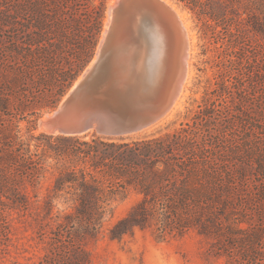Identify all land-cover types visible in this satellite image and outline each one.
<instances>
[{
	"label": "trees",
	"instance_id": "obj_1",
	"mask_svg": "<svg viewBox=\"0 0 264 264\" xmlns=\"http://www.w3.org/2000/svg\"><path fill=\"white\" fill-rule=\"evenodd\" d=\"M177 1L213 34L223 32L232 47L240 37V5L244 12L255 3L264 6V0ZM90 3L14 0L1 12L0 257L12 242L10 212L28 208L22 188L43 171L42 159L18 138L15 121L35 122L53 109L92 57L103 4ZM245 26L248 36L264 33L249 20ZM246 114L224 97L202 108L191 124L158 136H37L53 160L52 199L63 196L71 206L62 220L38 226L43 252L33 264H89L85 240L99 233L113 196L128 189L140 199L109 228L110 239L136 229L160 239L194 230L210 240L209 254L227 264H264V124L249 129L253 137L241 138L236 119ZM52 199L43 205L49 219Z\"/></svg>",
	"mask_w": 264,
	"mask_h": 264
},
{
	"label": "rangeland",
	"instance_id": "obj_2",
	"mask_svg": "<svg viewBox=\"0 0 264 264\" xmlns=\"http://www.w3.org/2000/svg\"><path fill=\"white\" fill-rule=\"evenodd\" d=\"M12 1L14 0H0V16ZM110 1L91 0V6L103 4L101 8L103 18L88 63L95 57L103 36ZM166 1L178 12L189 33L190 47L187 51L186 74L169 111L155 124L125 136L140 137L153 134L158 136L165 132H174L184 124H191L197 120L198 112L208 105H213L214 99L226 97L231 104L237 105L239 110L247 113L241 121L236 119L235 132L243 139L253 137L255 132L249 129L258 125V122L264 124V33L251 31L248 36L245 24L249 20L256 28L264 26V6L255 3L251 11L244 12L243 5H240L237 33L241 38L237 37L236 45L232 47L223 32L213 34L183 3L177 0ZM248 12L251 13L249 19ZM32 23L33 20L31 25ZM31 31L38 29L36 26H30ZM29 50L28 58L32 59L35 56L34 46L32 45ZM49 111L41 112L35 122L31 121L34 117L15 121L18 126V138L32 153L42 159L43 171L32 184L25 182L22 188L29 199L28 208L25 211L10 212L13 225L12 242L8 252L0 257V264L35 263L43 252V245L38 243L36 238L38 226L44 223L53 225L57 220H62L64 214L70 210L71 202L65 200L63 196L52 199L51 188L55 176L53 160L48 156V152H44L43 147L38 146L46 140L36 139L40 134L49 135L37 125L39 119ZM91 134L93 133L88 132L83 135ZM48 198L53 200L52 219L45 217L43 211L44 201ZM139 199L140 195L132 189L118 192L113 196L110 202L111 213L104 219L99 233L96 237L85 240L83 244L89 253V264H227L225 257L209 254L210 240L194 230L180 236L160 239L150 230L136 229L121 240L110 239L109 228L124 217Z\"/></svg>",
	"mask_w": 264,
	"mask_h": 264
},
{
	"label": "water",
	"instance_id": "obj_3",
	"mask_svg": "<svg viewBox=\"0 0 264 264\" xmlns=\"http://www.w3.org/2000/svg\"><path fill=\"white\" fill-rule=\"evenodd\" d=\"M173 24L179 30L178 44ZM165 42L179 51L181 74L169 95L157 102L153 94ZM97 50L98 56L80 73L81 78L39 119L37 125L44 133L125 136L144 130L167 113L186 69L185 32L175 14L158 0H116L110 29ZM129 54L132 61L126 63Z\"/></svg>",
	"mask_w": 264,
	"mask_h": 264
},
{
	"label": "bare ground",
	"instance_id": "obj_4",
	"mask_svg": "<svg viewBox=\"0 0 264 264\" xmlns=\"http://www.w3.org/2000/svg\"><path fill=\"white\" fill-rule=\"evenodd\" d=\"M158 1L160 2V4H162L168 10V12L175 14L177 16L179 22L181 23V28L185 32L186 54H187L188 48L190 47L189 46L190 41H189V36H188L189 33L187 31V28H186L187 26L183 24L180 15L173 8V6H171L166 0H158ZM115 2H116V0H111L109 3V6H108L109 8L107 10V19L105 21V27H104V32L102 34L103 36L101 38V41H104L105 35L108 32V30L110 29L111 7ZM174 26L175 27H173V28H175V30H176L177 27H176V25H174ZM178 32H179V30L177 29L176 35L178 34ZM178 40H179V38L177 35V44H178ZM177 51H176V48H175V50H172V48L167 46V42H165V46L163 48V56H162V59L160 62V74L158 76L159 79L157 80V82L155 84V89H154L155 93L153 94V97L155 95V101H157V102L159 100H162L163 97H165V95L166 96L169 95L171 89L174 88V84H175L177 78L181 74L180 65H179V51L178 52ZM97 56H98V50H97L96 55L93 59H95ZM187 56H188V54H187ZM187 56H186V59H187ZM186 59H185V63H186ZM126 61H127L126 63H129L132 61L130 54L126 58ZM186 69H187V66H186ZM186 69H185V74H186ZM85 71H87V69ZM185 74L182 78L180 88H181L182 82L184 80ZM80 78L81 77H79V79ZM180 88L178 90V93L180 91ZM177 95L173 98V101H172L171 105L169 106V109L174 104ZM169 109H168V111H169Z\"/></svg>",
	"mask_w": 264,
	"mask_h": 264
}]
</instances>
